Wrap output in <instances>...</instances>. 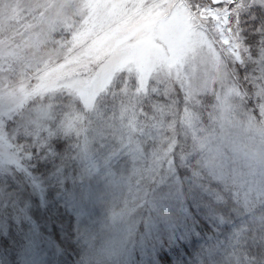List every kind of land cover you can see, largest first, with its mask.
Masks as SVG:
<instances>
[{
  "label": "rangeland",
  "instance_id": "374dc122",
  "mask_svg": "<svg viewBox=\"0 0 264 264\" xmlns=\"http://www.w3.org/2000/svg\"><path fill=\"white\" fill-rule=\"evenodd\" d=\"M261 14L262 28L251 40L244 23ZM263 22L264 0H226L222 7L211 0H0V236L12 238L28 228L15 258L10 250L9 260L0 264H54L51 237L40 236L23 208V187L39 209L45 206L43 188L28 166L31 150L38 153L44 146L50 153L59 136L74 144V164L82 158L99 161L88 154L107 142L110 118H129L125 124H132L135 116L134 133L146 132L149 128L139 126L138 115L145 116L139 104L152 96H171L175 89L195 115L201 108L214 115L216 134L199 148L216 177L230 171L234 194L244 207L223 236L228 248L234 246L246 231L250 210L264 199V51H248L264 42ZM25 45L57 54L29 56ZM243 69L248 73L240 78ZM250 72L255 82L248 79ZM245 80L253 83L250 92ZM120 144L117 160L126 152L137 156L134 140L124 141L123 148ZM120 182V177L108 178L103 195L101 190L95 196L103 199ZM95 196H84L86 203L60 204L89 215L78 238L83 244L94 239L97 251L104 247L101 222L109 221L110 211L95 220L88 209ZM126 227H121V239ZM106 244L117 251L108 250L101 264L111 263V257L120 264H147L153 257L143 242L110 236ZM205 257L193 264H205ZM263 262L264 253L250 264Z\"/></svg>",
  "mask_w": 264,
  "mask_h": 264
},
{
  "label": "trees",
  "instance_id": "16d2710c",
  "mask_svg": "<svg viewBox=\"0 0 264 264\" xmlns=\"http://www.w3.org/2000/svg\"><path fill=\"white\" fill-rule=\"evenodd\" d=\"M250 15L245 16L249 18ZM262 17L263 14L252 22L247 20L244 23L251 40L255 37L254 31L262 28ZM55 37L58 35L53 39ZM260 45V49L249 48L248 51L261 53L264 42ZM247 73L248 70L243 69L239 77H245ZM254 73L250 72L249 80ZM246 82L243 83L250 92L253 83ZM142 102L139 106L142 104L140 107L145 116L138 115L139 126L151 130L134 133L137 125L135 116L131 118L134 120L132 124H125L129 118L125 121L120 117L110 118L107 121L110 128L104 134L107 142L100 150L92 147L88 154L90 157L99 156V161L82 158L74 164L71 162L76 152L71 149L74 144H68L59 136L51 142L52 152L49 153L44 146L38 153L35 148L31 150L33 159L28 166L43 188L45 206L39 209L37 201L30 195L26 196L29 192L23 187V208L27 209L35 228L40 229V236L51 237L56 251L52 257L54 264H101L109 258L105 257L108 250L117 251L115 245L106 244L110 236L119 242H143L153 256L147 264H193L198 257L202 259V255L206 256L203 258L205 264H250L256 261L264 253V199L250 210L246 231L234 246L228 248L223 239L229 225L237 221L245 210L234 194L236 189L231 182L233 179L229 178L230 171L216 177L201 156L200 143L212 142L216 134L214 115H208L205 108L195 115L185 105L177 89L171 96H152ZM249 105L252 107L251 100ZM156 109L158 113H155ZM131 139L139 146L137 156L133 158L131 154V158L126 152L117 160L118 145L121 143L123 148L124 141ZM110 177H120L121 182L107 191L103 199L95 196L101 190L103 195V184ZM87 194L95 196L93 206H88V209H93L95 220L99 216V219L105 218L107 209L110 211L109 221L105 223L102 219L101 222L104 225V247L97 251L93 249L94 239L83 244L78 238L82 226L86 227L90 222L89 215H78L75 208L64 209L60 204L72 202L71 199L86 203L84 196ZM76 219L79 224L75 223ZM124 225L128 232L121 239L120 231ZM25 230L13 239L3 234L0 236V262L4 258L9 260L10 250H13L15 258V251L23 247ZM196 240L200 254L195 253ZM111 258L109 264L121 263L117 257ZM10 262L15 264L13 260ZM133 264L140 263L133 261Z\"/></svg>",
  "mask_w": 264,
  "mask_h": 264
},
{
  "label": "clouds",
  "instance_id": "9594fccd",
  "mask_svg": "<svg viewBox=\"0 0 264 264\" xmlns=\"http://www.w3.org/2000/svg\"><path fill=\"white\" fill-rule=\"evenodd\" d=\"M49 39H51V37H49ZM23 43V41H22ZM24 51L26 52L27 55L29 56H44V55H56V52H52L50 51V49H45L43 51H41V49L36 48V49H32L29 45H25L24 46Z\"/></svg>",
  "mask_w": 264,
  "mask_h": 264
},
{
  "label": "snow or ice",
  "instance_id": "6c2138e0",
  "mask_svg": "<svg viewBox=\"0 0 264 264\" xmlns=\"http://www.w3.org/2000/svg\"><path fill=\"white\" fill-rule=\"evenodd\" d=\"M225 2L226 0H211L212 4L217 5L219 7H222Z\"/></svg>",
  "mask_w": 264,
  "mask_h": 264
}]
</instances>
